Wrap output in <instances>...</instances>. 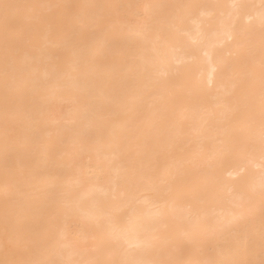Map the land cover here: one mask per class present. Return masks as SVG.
I'll use <instances>...</instances> for the list:
<instances>
[{
  "label": "bare ground",
  "instance_id": "bare-ground-1",
  "mask_svg": "<svg viewBox=\"0 0 264 264\" xmlns=\"http://www.w3.org/2000/svg\"><path fill=\"white\" fill-rule=\"evenodd\" d=\"M0 264H264V0H0Z\"/></svg>",
  "mask_w": 264,
  "mask_h": 264
}]
</instances>
